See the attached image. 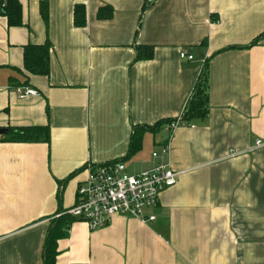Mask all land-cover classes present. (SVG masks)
Wrapping results in <instances>:
<instances>
[{"label":"crops","instance_id":"0c3cea01","mask_svg":"<svg viewBox=\"0 0 264 264\" xmlns=\"http://www.w3.org/2000/svg\"><path fill=\"white\" fill-rule=\"evenodd\" d=\"M18 2L20 27L0 14V129L50 136L0 142V264H42L49 220L75 204L85 165L115 160L136 174L168 165L177 183L147 209L151 222L115 215L90 231L73 221L55 264H264V0ZM46 41L49 73L29 75L23 48ZM138 46L152 57L136 61ZM204 64L207 116L170 141L166 125L146 132L125 159L133 127L182 115ZM17 86L37 95L18 100Z\"/></svg>","mask_w":264,"mask_h":264},{"label":"built area","instance_id":"2783aa9c","mask_svg":"<svg viewBox=\"0 0 264 264\" xmlns=\"http://www.w3.org/2000/svg\"><path fill=\"white\" fill-rule=\"evenodd\" d=\"M180 59L191 60L192 57L181 53ZM18 100L37 95L27 86L13 89ZM180 117L166 125L169 141L172 132L183 125ZM256 147L261 146L259 141ZM163 155L169 153V142L162 148ZM153 158L157 155L153 154ZM85 179L77 188L75 204L56 215L69 216L72 221L84 223L90 231L102 229L110 224L113 216L118 215L138 219L143 223L154 220L147 217V209L158 203L159 195L175 186L179 174L168 165H157L151 170L138 174H128L122 162L85 165Z\"/></svg>","mask_w":264,"mask_h":264},{"label":"trees","instance_id":"16d2710c","mask_svg":"<svg viewBox=\"0 0 264 264\" xmlns=\"http://www.w3.org/2000/svg\"><path fill=\"white\" fill-rule=\"evenodd\" d=\"M41 16L45 23L48 22L47 7L44 3L40 6ZM143 7V11L146 9ZM0 14L6 18L8 27H20L21 22V5L18 0H0ZM111 9L108 7L100 8L97 13V18L100 20L109 19ZM85 8L83 6H75L73 11V22L76 27L85 25ZM138 32V31H137ZM259 39H255L250 46H255ZM50 44L46 41L42 45H28L23 48V69L34 76H47L49 73L50 63ZM153 55V49L149 46H138L135 60L149 59ZM207 64H204L202 72L195 85L192 96L187 103L182 115L180 116V124L190 126L193 120H202L207 116ZM175 120H165L156 123L153 126L133 127L130 140L128 143L125 159L132 157L141 149L142 137L146 132L155 133L161 127ZM49 129L47 127H28L8 129L5 136H0V142L6 143H49ZM119 162L115 160L109 163ZM60 205V200H59ZM64 212L59 208L54 216L49 220V226L44 238L42 246V264H55L56 257L59 255L58 242L67 237L70 225L73 223L69 216L56 215Z\"/></svg>","mask_w":264,"mask_h":264},{"label":"rangeland","instance_id":"374dc122","mask_svg":"<svg viewBox=\"0 0 264 264\" xmlns=\"http://www.w3.org/2000/svg\"><path fill=\"white\" fill-rule=\"evenodd\" d=\"M130 167V166H129ZM139 171V169H136V168H133V167H130L127 171L128 174H136L134 172H137Z\"/></svg>","mask_w":264,"mask_h":264},{"label":"water","instance_id":"95a60500","mask_svg":"<svg viewBox=\"0 0 264 264\" xmlns=\"http://www.w3.org/2000/svg\"><path fill=\"white\" fill-rule=\"evenodd\" d=\"M7 133H8V130L0 129V136H5V135H7Z\"/></svg>","mask_w":264,"mask_h":264}]
</instances>
